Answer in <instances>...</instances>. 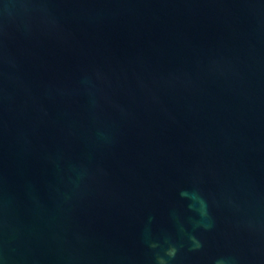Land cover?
I'll return each instance as SVG.
<instances>
[{"label":"water","instance_id":"1","mask_svg":"<svg viewBox=\"0 0 264 264\" xmlns=\"http://www.w3.org/2000/svg\"><path fill=\"white\" fill-rule=\"evenodd\" d=\"M0 264H264V0H0Z\"/></svg>","mask_w":264,"mask_h":264}]
</instances>
